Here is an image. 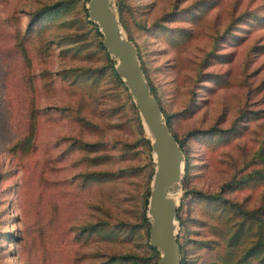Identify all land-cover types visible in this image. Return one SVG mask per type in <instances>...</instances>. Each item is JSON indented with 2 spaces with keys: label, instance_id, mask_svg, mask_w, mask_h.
Here are the masks:
<instances>
[{
  "label": "rangeland",
  "instance_id": "rangeland-1",
  "mask_svg": "<svg viewBox=\"0 0 264 264\" xmlns=\"http://www.w3.org/2000/svg\"><path fill=\"white\" fill-rule=\"evenodd\" d=\"M110 1L188 161L187 174L183 169L171 189L187 264H233L251 248L253 260L264 263V0ZM82 4L0 0V264H66L57 245L60 237L72 239L66 215L71 225L107 223L83 243L73 241L72 264L145 254L139 231L154 163L127 89L130 100L99 70L104 59L81 24ZM50 6L56 10L41 32L25 41L27 68L12 54L13 31L22 32L31 14ZM28 76L31 98L22 85ZM32 105L48 114L37 119L34 152L21 159L9 148L23 135ZM73 112L89 123L80 127ZM65 137L131 147L122 159L110 149L112 156L79 162L77 150L60 155L64 144L56 141ZM80 171L97 174V182L67 185ZM18 189L32 199L21 204ZM59 197L73 205L45 231L34 221L48 220ZM127 225L136 230L128 234ZM155 251L145 254L151 262Z\"/></svg>",
  "mask_w": 264,
  "mask_h": 264
},
{
  "label": "water",
  "instance_id": "water-1",
  "mask_svg": "<svg viewBox=\"0 0 264 264\" xmlns=\"http://www.w3.org/2000/svg\"><path fill=\"white\" fill-rule=\"evenodd\" d=\"M87 19L101 35V45L114 60V71L136 107L140 124L149 142L154 163L145 214L148 218V245L159 252L155 264H180L176 242L177 204L171 189L184 169L183 153L162 116L141 71L136 48L122 34L110 0H87Z\"/></svg>",
  "mask_w": 264,
  "mask_h": 264
},
{
  "label": "trees",
  "instance_id": "trees-1",
  "mask_svg": "<svg viewBox=\"0 0 264 264\" xmlns=\"http://www.w3.org/2000/svg\"><path fill=\"white\" fill-rule=\"evenodd\" d=\"M87 2V0H83V4L81 6V11H82V17H81V24L83 26V28L91 33L93 39L95 40V45L96 47L102 52V56L104 59V64L102 65V69H99L100 72L104 71L106 73V75L109 77L111 83L116 86L117 88H119V90L125 94V97L130 100L129 95L127 94L126 88L123 86L122 82L120 81V79L117 77L115 71H114V60L111 59L108 54L106 53L105 49L102 47L101 45V35L98 31L97 26L90 22L87 19V14H86V9L84 7V4ZM55 6H50L47 8H42L37 10L36 12H34L33 14H31L30 18L28 19L24 30L21 32L19 31L17 28L14 29L13 31V45L11 47L12 50V54H14L18 59L20 64L22 63V61L25 62L27 68L29 65V57H28V51L27 48L25 46V41L29 38H31L32 36H34V34H38L39 32H41V29L43 28V26L47 23L48 17L50 14L54 13L56 9H54ZM122 21V20H121ZM123 27H124V23H123ZM130 40V39H129ZM51 43V41L46 42L45 44V50H48V44ZM54 43V42H53ZM21 59V60H20ZM23 69H25L22 66ZM22 85L24 86V90L26 92H30L32 97V94L34 92V84L33 81L31 79V76H28L27 78H22ZM151 90V89H150ZM152 91V90H151ZM29 98V99H30ZM157 101V100H156ZM27 114H26V121H25V129H24V133L22 136L15 138L13 140V143L11 144L9 150L12 151L13 153H15V155H18V158L23 159L24 156H26V154L30 155L32 152H34L35 150V139H36V131H37V119L38 117H40L42 114L46 115L48 114L46 112V108H37L34 105L30 106L29 108L27 107ZM136 113V111H135ZM59 114L64 115V109L61 108L59 109ZM74 120H76V122L79 124L80 127H84L85 124H88L89 122L85 121V119L83 117H78L76 113L73 112L72 114ZM136 118L137 115H136ZM167 127H168V123H167ZM138 129L140 134L141 133V124L138 123ZM169 129V128H168ZM170 131V130H169ZM172 134V133H171ZM173 137L176 139L177 143L179 144L180 142L178 141V139L176 138V136L174 134H172ZM142 138V142L144 144L145 147V152L147 155L148 160H150V156H149V152H150V147H149V142L146 138L141 137ZM58 145L60 144H64V148L62 149L60 155H65V154H71L73 153L75 150L79 151L81 153L78 161L79 162H83L86 160H93V161H98L100 159H103L104 157L109 156V152L110 149L114 150L116 152V155H114L116 158L118 159H122L124 156H126V154L128 153V151L130 150L131 145L121 142L119 140H115L112 142L109 141H104L101 139H96L92 142H87L82 140L81 138L78 137H65L64 139L61 138L59 140L56 141ZM180 147V145H179ZM181 149V147H180ZM90 153H96V155L94 156H89ZM89 156V157H88ZM112 156V155H110ZM58 158V157H56ZM59 159V158H58ZM76 162V161H75ZM58 170V168H57ZM121 170V168H119L117 171L119 172ZM187 170H188V161L185 157V165H184V172L185 175L187 174ZM97 174L93 173L92 171H84V172H77V173H72L71 175H69L65 181L67 185H75L78 186L79 188H83L86 186H91V184H94L95 182H97ZM19 193L17 192V194L20 196V200H21V204H24L26 202V200H31L32 196H27L26 193L20 191L18 189ZM59 204L60 207L59 209H57V211H54L52 216L47 219H45V217H41L38 221H34L37 222L35 223L36 225L38 224V226L40 228H42L43 230L46 231V226L48 224V222L52 219L55 218H59L60 215H58V213H60V210H65V208L67 207V209L73 205L74 201H67L66 202V206H64V202L62 200L61 197H59ZM144 210H142V214H141V218H142V224L143 227H140V231H139V236L141 239V245L144 249V253H148L151 252L152 254H156V251L154 249H152L149 245H148V219L145 216ZM67 214H71L68 213V211H66ZM71 216L66 215V220L68 221V226L72 229L73 231V235L72 239L70 237V239L68 241L65 240L64 237H60L57 241V245H58V250L59 251H65L67 257H69V259H65L64 261H66V264H72L73 263V258L76 255V251H75V246L73 244V241L75 240H80L82 243L87 240L90 236L95 235L97 232H99L100 230L105 228V224H107L106 222H92V223H86V224H77V225H71L69 223H71ZM109 226H113V227H118L117 225H109ZM127 228V232L128 234L133 233L136 228H134L133 226H125ZM6 234V233H4ZM10 234H6V236H9ZM61 236V234L58 232L57 237ZM15 237H13L14 239ZM76 242V241H75ZM176 242L179 245V251H180V264H187V260L186 257L183 254V250H182V246L180 245V243L177 241L176 238ZM253 253V249H249L247 250V252L242 255L241 257H239L233 264H264L263 262L259 261V260H253L254 257L251 255ZM145 254L141 255V256H137V255H119L117 256L116 254H111L110 256L106 257L105 259H103L102 261L99 262H93L92 264H119V263H128V264H155L156 261H150L149 260V256H146Z\"/></svg>",
  "mask_w": 264,
  "mask_h": 264
},
{
  "label": "bare ground",
  "instance_id": "bare-ground-1",
  "mask_svg": "<svg viewBox=\"0 0 264 264\" xmlns=\"http://www.w3.org/2000/svg\"><path fill=\"white\" fill-rule=\"evenodd\" d=\"M121 33H122V31H121ZM123 34V33H122ZM171 195V197H173L174 199H175V197L173 196V194H170ZM176 200V199H175ZM177 234V233H176Z\"/></svg>",
  "mask_w": 264,
  "mask_h": 264
}]
</instances>
